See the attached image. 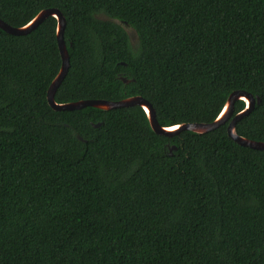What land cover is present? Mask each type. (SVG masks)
<instances>
[{"label": "trees", "instance_id": "obj_1", "mask_svg": "<svg viewBox=\"0 0 264 264\" xmlns=\"http://www.w3.org/2000/svg\"><path fill=\"white\" fill-rule=\"evenodd\" d=\"M50 8L56 103L137 95L166 128L244 91L260 102L235 132L264 142V0H0V20ZM55 28L0 30V264H264V151L226 124L157 135L137 106L53 111Z\"/></svg>", "mask_w": 264, "mask_h": 264}, {"label": "water", "instance_id": "obj_2", "mask_svg": "<svg viewBox=\"0 0 264 264\" xmlns=\"http://www.w3.org/2000/svg\"><path fill=\"white\" fill-rule=\"evenodd\" d=\"M53 17L56 20V28H55V37L58 53L60 56V68L54 79L49 84L46 90V101L48 106L53 111H73L80 110L83 108H94L102 111H108L119 108H127V107H140L147 119L148 126L150 130L161 136L165 137H173L178 135L182 131H188L195 134H204L207 132L216 129L217 127L226 124V133L227 136L238 144L241 147H247L252 150L264 151V142H257L245 139L240 137L235 132L236 123L245 115H247L252 108L254 107L255 101L258 104L260 102L259 98H254L252 95L244 92V91H233L231 92L225 103L223 104L220 112L216 116V118L210 123H184L171 127H160L155 119V113L152 109L151 105L140 96H131L119 101H105V100H81L71 103H62L58 104L54 101V94L56 92L57 87L62 82L64 76L68 70V54L65 47V43L63 40V31L65 28V20L61 13L54 9H44L39 11L29 22H27L22 27L13 28L0 20V30L4 33L13 36H22L30 33L34 30L40 23H42L46 18ZM129 38L132 39L133 33L128 31ZM119 80L127 84L129 81L121 76H118ZM242 101L244 103V108L233 115V107L236 101ZM99 124H93V127H98ZM76 138L80 142H85L82 138L76 135ZM174 146L168 148L169 152L175 150ZM171 153V152H170Z\"/></svg>", "mask_w": 264, "mask_h": 264}, {"label": "rangeland", "instance_id": "obj_3", "mask_svg": "<svg viewBox=\"0 0 264 264\" xmlns=\"http://www.w3.org/2000/svg\"><path fill=\"white\" fill-rule=\"evenodd\" d=\"M134 40H135V38H134Z\"/></svg>", "mask_w": 264, "mask_h": 264}]
</instances>
